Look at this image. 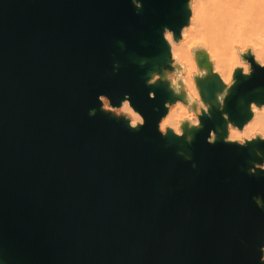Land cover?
I'll return each mask as SVG.
<instances>
[{
    "label": "water",
    "instance_id": "95a60500",
    "mask_svg": "<svg viewBox=\"0 0 264 264\" xmlns=\"http://www.w3.org/2000/svg\"><path fill=\"white\" fill-rule=\"evenodd\" d=\"M142 4L0 0V264H259L264 171L248 169L264 161V142L223 141L217 72L198 79L213 107L191 143L157 131L164 100L180 97L162 75L174 61L163 27L180 39L192 10L190 0ZM243 57L252 74L234 69L227 128L264 105V67ZM100 92L115 104L130 93L146 124L101 111Z\"/></svg>",
    "mask_w": 264,
    "mask_h": 264
},
{
    "label": "bare ground",
    "instance_id": "6f19581e",
    "mask_svg": "<svg viewBox=\"0 0 264 264\" xmlns=\"http://www.w3.org/2000/svg\"><path fill=\"white\" fill-rule=\"evenodd\" d=\"M190 5L192 14L189 24L182 29V38L175 39L171 31L166 32L172 49L174 74L170 76L167 70L163 74L171 78L182 73L188 91L204 100L199 78L217 72L224 82L230 75L232 77L235 65H248L242 61L239 51L233 54L234 48L252 47L257 61L264 60V39L261 38L264 3L260 0H191ZM194 23L195 29L191 27ZM205 34L206 44L193 43L194 37ZM190 43H193L191 48ZM195 73L201 75L194 76ZM182 97L183 93L177 99L181 103L184 102ZM252 110L253 121L259 124L256 132L264 131V105L254 104ZM229 126L237 129L232 123ZM237 134L236 131L229 132V135Z\"/></svg>",
    "mask_w": 264,
    "mask_h": 264
},
{
    "label": "clouds",
    "instance_id": "9594fccd",
    "mask_svg": "<svg viewBox=\"0 0 264 264\" xmlns=\"http://www.w3.org/2000/svg\"><path fill=\"white\" fill-rule=\"evenodd\" d=\"M260 2L264 3V0H260ZM132 3L137 9L143 7L142 0H132ZM191 27L195 29L196 24H192ZM165 32H169V27L167 25L163 27L162 35H164ZM185 35L187 36V32H185ZM261 38L264 39V33L261 34ZM193 43L206 44L207 35L205 34L194 37ZM193 43L189 44L190 48L193 47ZM237 51L243 52L244 49L234 48L233 54H235ZM259 63L260 66L264 67V60H260ZM235 67H240V65H235L234 68ZM242 74L245 76H250L252 74L251 67L247 64L243 65ZM199 75L201 74H194V76ZM163 78L165 79L164 74ZM160 79L161 72H152L148 76L146 84L153 85ZM165 80L167 81L168 87L174 96L183 93L182 98L184 102L181 103L177 100L175 103L169 104L164 100L163 106L167 109V111H164L159 120L156 122V129L162 136H168L170 129L173 135L176 137H184L186 141L191 143L194 138L193 129L199 130L203 128L204 125L202 123V119L205 116L209 118L211 117V108L213 107V104L211 101L202 100L200 96H193L192 93L187 89V80H185L182 73L179 75H174L170 78V81L168 79ZM223 83L225 86L222 87L221 90H219L216 94L217 111L221 113V116L224 117V120L226 121V134L222 137L223 141L225 143L235 142L240 146H247L248 143L257 139L261 142H264V131H253L251 134H249L245 130L240 135H229L227 128V113H225L223 109L225 105V99L229 94V90L236 83V80H234L230 75ZM105 97L108 99H105ZM148 97L150 99H155L156 91L154 89H150L148 91ZM97 99L100 101L99 107L101 111L112 113L116 118L123 117L127 121L128 127L139 130V128L146 124L145 115L134 106L130 93L125 92L119 104L113 103L111 97L104 92L98 93ZM95 112V108L89 109V115H94ZM129 115L132 117L131 119H129ZM217 138V130L215 128H209L206 141L209 144H214ZM256 154L258 156L264 155L259 151V149L256 150ZM193 166L195 167V164H193ZM257 169L264 171V161H253L252 166L249 167L248 171L249 173L255 174ZM254 199L257 206H264V200H262L260 196H256ZM259 264H264V243L259 244Z\"/></svg>",
    "mask_w": 264,
    "mask_h": 264
},
{
    "label": "rangeland",
    "instance_id": "374dc122",
    "mask_svg": "<svg viewBox=\"0 0 264 264\" xmlns=\"http://www.w3.org/2000/svg\"><path fill=\"white\" fill-rule=\"evenodd\" d=\"M190 2H191V0H190ZM190 7H191V5H190ZM191 10H192V9H191ZM171 33H172V32H171ZM172 35H173V34H172ZM181 38H182V36H181ZM181 38H180V39H181ZM247 51H251V52L255 55L256 60H257V56H256V51H253L252 47L245 48L243 52H240V57H241L242 61H245V62L248 63V65L250 66V62H249L246 58L243 57V54H244L245 52H247ZM173 74H174V70L170 73V76L173 75ZM232 78H233V75H232ZM105 99H107V98L105 97ZM174 103H175V102H174ZM254 104L256 105V103L253 102V103H252V106H253ZM129 118L131 119V116H130V115H129ZM258 127H259V124L253 121V116H252L251 119H249V120L244 124L243 127H239V126H237V129H235V128L229 126V127H228V132H230V131L232 130V131H234V132H235V131L238 132L237 135H240V134H242V133L246 130L249 134H251L253 131H256V129H257Z\"/></svg>",
    "mask_w": 264,
    "mask_h": 264
}]
</instances>
